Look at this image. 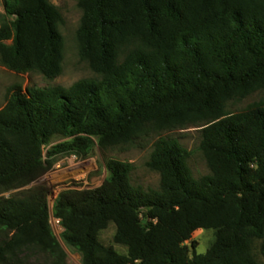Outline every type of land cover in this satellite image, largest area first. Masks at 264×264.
I'll return each instance as SVG.
<instances>
[{
	"label": "trees",
	"instance_id": "obj_1",
	"mask_svg": "<svg viewBox=\"0 0 264 264\" xmlns=\"http://www.w3.org/2000/svg\"><path fill=\"white\" fill-rule=\"evenodd\" d=\"M80 58L95 79L69 89L20 86L0 110V192L25 188L49 156L88 157L162 132L198 128L210 175L196 178L190 153L160 138L147 167L158 190L132 183L134 165L111 159L94 190H69L49 209L47 190L0 199V264H28L37 252L68 264L51 226L82 264H261L264 259V102L227 105L264 88V0H80ZM0 66L54 80L62 73V15L50 0H5ZM116 227L114 243L100 234ZM198 230L215 239L202 255ZM196 248L195 243L192 244ZM258 254V255H257Z\"/></svg>",
	"mask_w": 264,
	"mask_h": 264
},
{
	"label": "rangeland",
	"instance_id": "obj_2",
	"mask_svg": "<svg viewBox=\"0 0 264 264\" xmlns=\"http://www.w3.org/2000/svg\"><path fill=\"white\" fill-rule=\"evenodd\" d=\"M62 15V23L59 31L64 39L63 64L61 75L54 79H46L37 72L19 74L0 66V110L8 101L9 90L15 86H20L26 91L30 88L45 89L51 87H63L69 89L76 82L84 79H95L98 77L90 68L88 62L82 60L79 55L78 30L80 28L83 12L80 8V0H50ZM5 0H0V15L4 12ZM264 102V88L260 89L243 99H235L228 103L229 113H239L253 104ZM160 138L177 139L180 144L190 153L188 160L196 178L210 175L204 154L200 149L201 136L198 128L186 130H175L154 134L146 138L135 141L134 144L118 147L116 149L102 150L97 140H93V146L88 157H80L74 154L49 156L53 146L65 142L62 137L52 139V145L44 149V156L47 166V173L37 182L22 188L0 192V199L19 196L29 190L41 188L47 190L49 209L52 213L54 201L59 195L69 190H94L100 188L108 177L106 165L111 159L129 162L134 165L132 173V183L135 186H142L145 189L158 190L160 187V175L151 171L147 167L153 151V145ZM51 226L54 234L59 240L67 256L68 264H82V258L74 249L67 246L62 235L64 229L60 221L51 217ZM116 227L111 224L100 234V241L105 246H113L122 255H127V248L116 245L114 236ZM215 239L213 230H198L192 240L187 243L191 252L198 255L205 254ZM196 245L193 248L192 244ZM258 255V254H257ZM28 264H49L45 257L37 252L29 253ZM261 264L264 259L258 256Z\"/></svg>",
	"mask_w": 264,
	"mask_h": 264
}]
</instances>
